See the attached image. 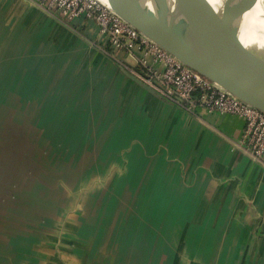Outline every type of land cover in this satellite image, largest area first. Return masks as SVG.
I'll return each mask as SVG.
<instances>
[{
  "label": "rangeland",
  "instance_id": "obj_1",
  "mask_svg": "<svg viewBox=\"0 0 264 264\" xmlns=\"http://www.w3.org/2000/svg\"><path fill=\"white\" fill-rule=\"evenodd\" d=\"M19 1L0 0V130L3 127L8 136L14 134L11 141L17 152L12 151L10 141L9 160L8 152L1 153L4 161L23 159L29 175L35 178L34 147L39 160L54 171L56 185L44 183L41 188L47 189L41 192L55 198V205L49 203L44 214L34 211L29 222L21 223L19 218L25 213L20 210L29 212L33 208L32 189L30 198L28 189L17 191L20 185L14 181L25 178L18 174L7 179V172L0 168V210H7L11 200L21 201L24 194L31 201L16 213V222L9 221V214L5 217L18 227V234L32 228L31 242L27 239V243L32 246V262H38L32 264H86L93 251L94 235L87 236L83 259L77 258L73 246L80 242L77 222L89 213L116 215L101 224L108 230L105 245L119 247L113 237L121 241L119 224L128 220L118 221V213L102 208L113 189L123 197L119 200L136 203L137 207L143 203L142 222L150 207L148 218L160 227L152 232L164 233L165 243L176 247L180 262L198 264L194 241L186 235L192 228L188 211L190 208L203 216L207 212L216 228L219 215L215 214H220L217 200L221 193H229V171L220 164V147L222 141L234 149L237 144L211 128L202 112L194 115L134 81L116 60L119 52H126L106 45L96 26L68 22ZM126 54L134 61L132 65L126 62L130 71L137 70L135 59ZM5 117L14 124L3 122ZM2 147L0 144V150ZM124 179L128 187L114 186V181ZM2 189L12 193L5 194ZM170 193L182 207L164 204L169 202ZM186 196L193 205L185 206ZM200 199H204L201 210ZM133 210L136 207L130 208L131 215ZM7 220L0 223L13 231ZM136 221L130 219L125 237L131 229L133 234L140 232L143 224L140 227ZM152 225H146L147 229Z\"/></svg>",
  "mask_w": 264,
  "mask_h": 264
},
{
  "label": "crops",
  "instance_id": "obj_2",
  "mask_svg": "<svg viewBox=\"0 0 264 264\" xmlns=\"http://www.w3.org/2000/svg\"><path fill=\"white\" fill-rule=\"evenodd\" d=\"M15 2L20 4L19 0ZM118 56L120 58L116 60L121 64L132 65L134 62L128 59L124 52H119ZM203 115L211 128L226 135L234 142V145L240 141L244 128L240 118L207 112ZM222 143L220 164L229 171L227 174L229 193H221L217 200L216 209L220 214L215 216L219 215L218 224L216 228L212 227L214 222L207 212L205 216L194 213L187 217L192 228L188 226L190 229L186 235L191 242L194 241V253L198 255V264H264V166L239 150L237 146L234 149L233 145L223 141ZM20 169L29 175V168L27 171L24 168ZM14 183L28 191L32 189L30 175L28 179L16 180ZM202 200H199L200 210L202 203L204 204ZM29 203L31 201L28 199ZM191 205H193L192 202ZM21 212L25 215L19 218L20 222H29L32 210L30 209L27 213L25 210ZM4 217L5 215L1 212L0 220L3 223L7 220V217ZM111 217L114 218L112 215L105 217L101 213H89L80 217L76 226V234L80 242L77 246H73L78 259L84 258L86 241L89 239L87 236L93 234L95 237L93 251L88 256L89 260L85 262L86 264H183L176 255V247L173 245L170 247L165 243L164 233L151 232L145 225L141 228L140 244L131 245L129 236L123 235L120 241L115 235L113 240L120 243L119 247L113 249L111 245L106 246L108 230L104 229L106 224L101 223L110 222ZM13 218L15 219L13 222H16L17 217L13 216ZM4 225L0 223V264H26L25 260L29 261L28 264L38 263L34 260L32 262V253L30 254L32 246L28 244L31 242L32 226H29L31 228L29 231L18 234L16 232L18 227L13 225V231H7L8 226ZM121 232L124 234V231ZM123 239L127 240V243L124 244ZM132 240L136 239L132 238ZM25 242L28 245L24 244ZM98 248L100 249L97 250ZM77 264H83V262Z\"/></svg>",
  "mask_w": 264,
  "mask_h": 264
},
{
  "label": "water",
  "instance_id": "obj_3",
  "mask_svg": "<svg viewBox=\"0 0 264 264\" xmlns=\"http://www.w3.org/2000/svg\"><path fill=\"white\" fill-rule=\"evenodd\" d=\"M128 1L131 6L133 5L143 30L130 20L129 17H132L135 11L133 12L129 7H122L127 16L121 15V17L136 30L186 66L243 102L264 112V48L254 46L240 51L235 46L233 32L236 0H221L216 8L207 0ZM121 65L134 81L148 91L161 96L130 71L128 65L124 63ZM237 148L241 150L238 146ZM12 151L17 153L15 148ZM9 153L6 160H9ZM24 155L26 156V153ZM33 157L36 160L32 161V172H35V178L32 177V212H38L40 209L36 210L37 206L47 208L52 200L50 194L41 192L47 189L41 186L44 183L56 185V178L52 167L39 160V153L34 147L32 159ZM6 160L4 162L8 164H3L1 168L4 173L8 171L10 162L26 171L29 167L23 165L25 163L23 159L17 162L14 159L10 162ZM23 189L19 186V190ZM28 196H31L30 191Z\"/></svg>",
  "mask_w": 264,
  "mask_h": 264
},
{
  "label": "built area",
  "instance_id": "obj_4",
  "mask_svg": "<svg viewBox=\"0 0 264 264\" xmlns=\"http://www.w3.org/2000/svg\"><path fill=\"white\" fill-rule=\"evenodd\" d=\"M52 15L87 26L113 49L135 59L132 72L167 99L194 115L204 112L240 118L244 128L237 146L264 166V112L183 64L136 30L99 0H27Z\"/></svg>",
  "mask_w": 264,
  "mask_h": 264
},
{
  "label": "bare ground",
  "instance_id": "obj_5",
  "mask_svg": "<svg viewBox=\"0 0 264 264\" xmlns=\"http://www.w3.org/2000/svg\"><path fill=\"white\" fill-rule=\"evenodd\" d=\"M100 2H102L104 5H106L108 8H110L112 11H114L115 13H117L118 15H122V16H127L126 13L123 11L122 7H129L131 10H133V12L135 11L133 8V5L131 6L128 0H99ZM208 3L216 8L219 3L221 2V0H207ZM130 20L141 30H143L142 24L140 22V19L138 17V15L136 14V11L134 12V15L132 17H129ZM233 42L235 44V46L238 48V50L240 51H245L248 48H252L254 46H258V47H262L264 48V0H236V16H235V24H234V32H233ZM3 120V122H8L10 123L12 120L10 119V117H5ZM13 123V122H12ZM10 123V124H12ZM16 123V122H15ZM14 124V123H13ZM12 124V125H13ZM4 126V124H3ZM2 129H4L2 127ZM0 130V144H2V148L0 150V162H3V164L7 165L8 163H5L3 160V155L1 152H3L4 154H6L8 152V146H9V142L11 141V136H13L14 134L10 133V135L8 136L7 134H5L3 132V130ZM24 134V133H22ZM4 140V142H3ZM13 141H11V146L12 148L14 147V143H12ZM110 145V144H109ZM108 145V146H109ZM3 164L0 166V168L3 167ZM139 169V167H138ZM137 171V170H136ZM18 174H20L22 177H24L25 179L29 178L28 173L23 172L19 167L13 165L11 163V165H8V171L6 174L7 179H13L15 176H17ZM131 172H129L128 177H130ZM119 185L122 186L124 188L128 187L129 184L128 182H126V180H122V181H114V186ZM134 186V185H133ZM136 188H139L140 185L136 184L135 185ZM19 189H17L18 191ZM169 190V189H168ZM167 190V191H168ZM3 193L6 191L4 189L1 190ZM29 192V191H28ZM169 192V191H168ZM12 193V191L7 190L5 192V194H9ZM111 196L109 198H105L103 200V205L102 208L107 207L109 209V211L114 212V213H118L119 214V218L123 219L126 218V220H128V222L126 224H119V228H121L122 231L125 232L126 227L130 221L131 218H133V220H137V224L139 223L142 227L145 225H148L149 223H152L153 227L148 228L149 231H154V230H158L160 229V227L158 226V224L154 221L148 218V213L150 210V207L148 209L147 215L145 216V220L144 222H142L141 218L144 216L142 209L144 208L143 203H141V206L137 207L136 203H130L128 204L127 202H124L123 200H119L120 198H123L120 194H118L114 189L111 192ZM168 196V200L169 202L164 203L170 206H181L180 204H178V201L176 200L173 201V195L167 194ZM173 196V197H172ZM22 198V200L20 201L19 199L16 200H11L8 202L7 205V210H1V212L5 215V214H9L10 218L9 221L13 222L15 219L13 218L16 217L19 212V210L21 208H24L28 205V199L24 198L22 195L20 196ZM187 198V196H186ZM55 198H53L50 201V204L52 206L55 205ZM188 200V198H187ZM204 200H202L203 202ZM53 202V203H52ZM191 200H188V205L185 206H191ZM133 205V207H132ZM183 206V207H185ZM136 207V210L132 212V215L129 213L130 208ZM182 207V206H181ZM22 211L24 209H21ZM20 210V212H21ZM47 211V208H42V210H39L38 212H40V214H44ZM145 211V210H144ZM27 213V211H26ZM189 215L194 214L192 212V210L189 208L188 211ZM102 214V213H101ZM116 216V215H114ZM125 216V217H124ZM138 224V225H139ZM10 226H13L11 224H9ZM133 226V224H132ZM130 234H129V238L131 240V245H135V244H140V237L141 235L139 234H133V229L130 230ZM125 234V233H124ZM123 234V235H124ZM132 238H135L136 240H132ZM149 244H151V241H149ZM132 262V261H131ZM133 263V262H132Z\"/></svg>",
  "mask_w": 264,
  "mask_h": 264
}]
</instances>
